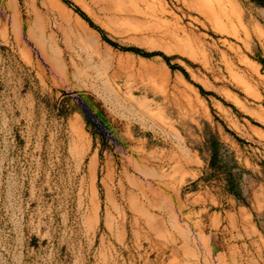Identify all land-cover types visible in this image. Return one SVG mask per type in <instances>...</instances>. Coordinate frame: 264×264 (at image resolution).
I'll use <instances>...</instances> for the list:
<instances>
[{
	"label": "rangeland",
	"instance_id": "rangeland-1",
	"mask_svg": "<svg viewBox=\"0 0 264 264\" xmlns=\"http://www.w3.org/2000/svg\"><path fill=\"white\" fill-rule=\"evenodd\" d=\"M0 264H264V0H0Z\"/></svg>",
	"mask_w": 264,
	"mask_h": 264
},
{
	"label": "bare ground",
	"instance_id": "bare-ground-1",
	"mask_svg": "<svg viewBox=\"0 0 264 264\" xmlns=\"http://www.w3.org/2000/svg\"><path fill=\"white\" fill-rule=\"evenodd\" d=\"M109 2H110V0H105V3H106L107 5L109 4ZM103 7H105V5H104Z\"/></svg>",
	"mask_w": 264,
	"mask_h": 264
}]
</instances>
